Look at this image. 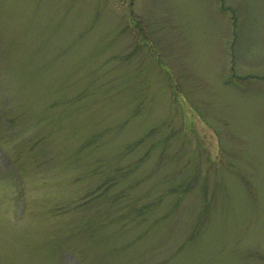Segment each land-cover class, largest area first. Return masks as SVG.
Instances as JSON below:
<instances>
[{
    "label": "rangeland",
    "instance_id": "374dc122",
    "mask_svg": "<svg viewBox=\"0 0 264 264\" xmlns=\"http://www.w3.org/2000/svg\"><path fill=\"white\" fill-rule=\"evenodd\" d=\"M0 264H264V0H0Z\"/></svg>",
    "mask_w": 264,
    "mask_h": 264
}]
</instances>
